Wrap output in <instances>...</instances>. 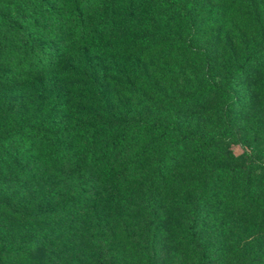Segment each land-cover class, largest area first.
<instances>
[{"label":"trees","instance_id":"obj_1","mask_svg":"<svg viewBox=\"0 0 264 264\" xmlns=\"http://www.w3.org/2000/svg\"><path fill=\"white\" fill-rule=\"evenodd\" d=\"M151 1L0 0V264H119L116 229L152 259L187 239L225 264L228 211L263 210L264 167L223 147H264V0ZM180 13L186 41L152 35Z\"/></svg>","mask_w":264,"mask_h":264},{"label":"rangeland","instance_id":"obj_2","mask_svg":"<svg viewBox=\"0 0 264 264\" xmlns=\"http://www.w3.org/2000/svg\"><path fill=\"white\" fill-rule=\"evenodd\" d=\"M144 0H136L138 5H144L139 4L142 3ZM181 4L183 3H189L192 5V3L199 4L200 0H177ZM126 3L129 2V0H125ZM150 3V4H149ZM237 3L240 4L239 7L243 9H247V3L246 0H237ZM149 4V7L146 11H152L154 8L158 9L157 14L162 12L161 2H154L151 0H147V4L145 3V6ZM195 10L197 12H200V16L205 19L208 16V8H205L204 6H195ZM155 14L154 17L157 15ZM188 18V17H187ZM182 13L178 14L177 17H174L172 20L173 22H170V24H167L169 19H172V16L169 15V19L167 17V20H165L164 24L161 26L154 28L156 30L154 31L155 37H168V38H174L179 42L186 41L188 39V36L191 34L192 30L189 25V21ZM171 21V20H170ZM183 40V41H182ZM256 45V44H255ZM196 63L191 64L190 68L188 67L187 74L188 79L185 81L186 83H179L181 92V97L184 98H192L193 95L196 94L197 87L200 85V76L198 75V71L192 72L189 69H196ZM161 80V79H160ZM156 81V80H155ZM158 81V80H157ZM257 120V117L253 120ZM252 120V121H253ZM261 124V126L264 127V118H261V121H258V125ZM215 125V124H214ZM234 125V124H233ZM260 126V127H261ZM227 130L224 131L223 135L229 136V138L232 141H235V139L232 138V135H234V126H231L230 121H228V124H226ZM262 127V129H263ZM254 129H256L254 127ZM252 129V130H254ZM261 129V130H262ZM214 132V131H213ZM252 132H250L251 138L247 141L248 144H241L240 142H232L228 145V147H223L227 152H231L229 155L231 159L237 160L239 163L244 164L245 166H253L256 168V172L259 174V169L264 167V147H254V141L252 138ZM260 142L264 143V138L260 140ZM260 151L258 158H255L253 155V152ZM235 157H238L235 159ZM263 170V169H262ZM253 190L257 187L256 184H251ZM240 187L243 188V182L241 183ZM264 194V191H262ZM264 201V198H263ZM263 210H261L258 214L255 215H248L243 217L235 218V212L236 211H228L227 215V230L229 232L228 239L231 241L229 244L230 248V256L228 260L225 262V264H264V243L262 245L258 246H252L250 245L251 239L254 237V235H258L260 232L262 235H264V203H263ZM179 211L172 212L168 214V229L171 235L172 240H176L177 233L176 231H180L182 228L183 221L181 218H179ZM237 217V216H236ZM240 228L242 233H244V238L242 239V242H237L234 239L236 236H238L240 232ZM117 241L113 242L112 250L114 253V260L117 261L119 264H200V259L192 254V251L194 249L193 245L188 244V240L186 239L183 242H180L176 245H173V243L169 242V245L167 248L163 249L162 251L158 252V255L155 259H152L151 256L144 250L142 252V249L137 247L134 244H131L130 240H128L127 235H124L122 230H117ZM204 233H208V230L205 229ZM16 228H12V234L10 233V241H11V248L15 249L16 247ZM128 240V241H127ZM1 242V239H0ZM176 242V241H175ZM246 242L247 245L243 247V243ZM262 246V247H261ZM261 247V248H259ZM221 264V263H217Z\"/></svg>","mask_w":264,"mask_h":264}]
</instances>
